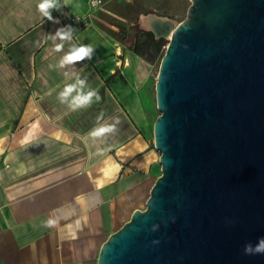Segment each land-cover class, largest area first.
<instances>
[{"label":"crops","instance_id":"1","mask_svg":"<svg viewBox=\"0 0 264 264\" xmlns=\"http://www.w3.org/2000/svg\"><path fill=\"white\" fill-rule=\"evenodd\" d=\"M91 1L67 0L53 10L54 24L38 0H0V264H92L108 237L146 208L161 175L154 65L97 26ZM64 25L77 30L72 43L95 54L75 69H49L70 47L55 52L48 39ZM64 71L87 76L102 99L70 111L57 99L73 82ZM101 112V123L120 124L93 141L87 133Z\"/></svg>","mask_w":264,"mask_h":264},{"label":"water","instance_id":"2","mask_svg":"<svg viewBox=\"0 0 264 264\" xmlns=\"http://www.w3.org/2000/svg\"><path fill=\"white\" fill-rule=\"evenodd\" d=\"M191 1L150 15L161 175L97 264H264L243 251L264 237V0Z\"/></svg>","mask_w":264,"mask_h":264},{"label":"clouds","instance_id":"3","mask_svg":"<svg viewBox=\"0 0 264 264\" xmlns=\"http://www.w3.org/2000/svg\"><path fill=\"white\" fill-rule=\"evenodd\" d=\"M63 6H67V0L61 3V0H38L36 5L39 14L48 21L54 24H59L58 18H54L52 15L53 10L59 11ZM77 30L71 25H64L55 30L54 34H49L48 39L54 43L53 51L61 52L64 49L65 42L70 44L68 51L59 59L56 64H49V69H65L72 68L84 61L92 60L95 54V48L90 44H76L72 43L74 33ZM59 41V43H55ZM83 71V68L80 69ZM63 76L65 80L73 81L66 83L62 90L58 93V101L66 105L70 111H78L81 109L89 108L94 102H99L102 98L96 89L88 86V77H81L75 71H64ZM104 113L101 112L96 117V125L88 133L87 137L93 141L106 138L109 135L115 134L118 131L117 125L120 124L119 118H113V122H103ZM53 221L49 220L47 225H51ZM245 255H264V237L258 238L257 242L246 243L243 248Z\"/></svg>","mask_w":264,"mask_h":264},{"label":"rangeland","instance_id":"4","mask_svg":"<svg viewBox=\"0 0 264 264\" xmlns=\"http://www.w3.org/2000/svg\"><path fill=\"white\" fill-rule=\"evenodd\" d=\"M191 5V0H102L92 14V19L97 26L109 34H113V30L118 31L121 24L137 30L148 31L140 24L141 16L156 15L168 18L178 24L186 19ZM142 38L145 37L142 36ZM129 40L131 41V38ZM167 45L164 46V49ZM160 63L158 60L153 64L156 74H158ZM158 115H160L159 110ZM99 252L100 249L95 252L92 264H97Z\"/></svg>","mask_w":264,"mask_h":264},{"label":"trees","instance_id":"5","mask_svg":"<svg viewBox=\"0 0 264 264\" xmlns=\"http://www.w3.org/2000/svg\"><path fill=\"white\" fill-rule=\"evenodd\" d=\"M118 28V31H112V36L127 45L135 54L141 56L149 63L154 64L158 60L161 62L166 52L164 46L168 44V41L164 38L157 39L151 31L137 30L124 24H121ZM142 36L145 38H142ZM129 38H131V41Z\"/></svg>","mask_w":264,"mask_h":264},{"label":"bare ground","instance_id":"6","mask_svg":"<svg viewBox=\"0 0 264 264\" xmlns=\"http://www.w3.org/2000/svg\"><path fill=\"white\" fill-rule=\"evenodd\" d=\"M140 24L142 27L146 28V29H152L153 28V19L150 16H143L140 19Z\"/></svg>","mask_w":264,"mask_h":264},{"label":"built area","instance_id":"7","mask_svg":"<svg viewBox=\"0 0 264 264\" xmlns=\"http://www.w3.org/2000/svg\"><path fill=\"white\" fill-rule=\"evenodd\" d=\"M101 4V0H92L91 1V6L93 9H97V7ZM74 22L76 23H80L81 21H83V19L80 18H73L72 19Z\"/></svg>","mask_w":264,"mask_h":264}]
</instances>
